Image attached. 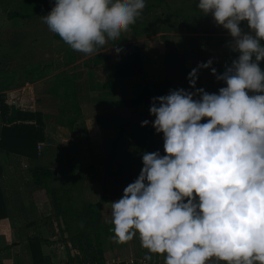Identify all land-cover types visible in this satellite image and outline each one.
I'll return each mask as SVG.
<instances>
[{
	"label": "clouds",
	"instance_id": "clouds-1",
	"mask_svg": "<svg viewBox=\"0 0 264 264\" xmlns=\"http://www.w3.org/2000/svg\"><path fill=\"white\" fill-rule=\"evenodd\" d=\"M146 6L55 0L41 19L72 50L92 55L129 32ZM197 8L227 30L238 59L223 74L211 59L200 63L188 75L194 91L153 98L166 154H142L138 178L111 203L112 239L123 245L138 236L145 261L159 254L164 264H264V0H199ZM202 69L226 85L218 94L197 88Z\"/></svg>",
	"mask_w": 264,
	"mask_h": 264
},
{
	"label": "crops",
	"instance_id": "crops-1",
	"mask_svg": "<svg viewBox=\"0 0 264 264\" xmlns=\"http://www.w3.org/2000/svg\"><path fill=\"white\" fill-rule=\"evenodd\" d=\"M25 1L0 0V103L3 102L11 111L40 112L45 124V140L38 143L41 149L36 148L37 157L33 161L0 151L5 202L4 216L0 218V264H32L29 239L38 236L41 240H50V234L46 237L48 231H52L49 223L54 216L59 218L54 206L58 204L65 211L70 207L72 198L68 190L73 188L74 178L82 181L76 173L93 165V157L103 143L113 141L117 146L122 144L125 111L132 110V114H136L140 108L134 111L116 107L115 103L125 99L122 95L133 93L135 89L139 93L140 83L135 80L140 79L114 77V70L133 53L134 47L140 50L143 63L147 59L150 65L153 79L145 77L142 64V80L149 83L164 81L166 77L163 72L168 40L177 49L192 55L186 60L190 68L184 67L187 73L210 59L217 72L224 66L223 73L225 66H231L239 55L230 48L234 41L227 30L218 26L211 15L204 16L197 8L199 0L148 3V10H144L142 17L131 27V34L127 32L118 41H109L92 55L72 50L51 31L45 38L38 36L40 31L35 29H42L44 22L41 17L51 12L55 0H42L50 4L49 8L40 12L36 8L33 15L27 11ZM174 11H179L178 16L172 14ZM143 15L147 19H143ZM176 22L179 26L174 25ZM186 22L191 26L186 27ZM157 23L161 26H156ZM148 26L146 33L133 32ZM241 26L244 31H249L246 22ZM193 45L198 47L196 51H193ZM116 47L122 51L116 52ZM12 50L16 52L11 54ZM30 53L33 55L31 59ZM262 62L260 67L264 69ZM209 71L207 80L202 77L203 86L210 80L211 69ZM62 110L73 111V114ZM93 110L97 113L92 116L90 111ZM48 154L53 159L42 167L38 162ZM98 164L91 170L104 171L105 168ZM36 167L54 170L55 180L40 179V186L35 187L30 171ZM62 167L68 172L65 181V177L59 178ZM50 182L54 185L67 183L69 189H53ZM53 201L57 204L54 205ZM39 250L49 264L63 263L57 256V252L61 253L58 248L42 242Z\"/></svg>",
	"mask_w": 264,
	"mask_h": 264
},
{
	"label": "rangeland",
	"instance_id": "rangeland-1",
	"mask_svg": "<svg viewBox=\"0 0 264 264\" xmlns=\"http://www.w3.org/2000/svg\"><path fill=\"white\" fill-rule=\"evenodd\" d=\"M150 1L146 0L147 6L148 3L154 5L157 0ZM146 9L148 10V8L144 10L146 11ZM178 12L179 11H174L172 14L178 16ZM45 15L47 16V14ZM143 19H147L145 15H143ZM34 24L37 23L33 22V25ZM174 25L179 26V23L176 22ZM156 26H161V24L157 23ZM188 26H191V24L186 22V27ZM37 28L38 29H35V31H40L38 32L39 37L45 38L47 33L50 32L46 23H43L42 29L40 27ZM148 28L149 26L139 30L137 29L133 32L135 34H142L140 31L146 33L149 31ZM128 33L131 34V31ZM193 48V51H196L198 47L193 45ZM15 52L16 50H12L11 54ZM6 56L8 58L7 54ZM32 56L33 55L30 53V59ZM191 56L192 55H188L187 52L185 53L183 50L177 49L172 41H167L163 74H166L164 81L170 82L172 90L183 88L186 91H194L191 89L188 81L189 73L184 71L185 66L188 69L190 68L186 60L192 58ZM143 65L145 77L147 79H153L147 59L144 61ZM262 66L264 67V61L262 62ZM219 68L221 69L218 73L223 74L222 71L224 66ZM262 71H264V69H262ZM209 72V69H202V72H199L197 88H203L208 93L218 94L219 89L226 85L222 81H217L216 77L212 74L209 82L206 86H203L202 77L207 80ZM157 75L160 76L159 73H157ZM139 79L140 80L135 81L140 83L142 77ZM137 93L138 91L135 89L133 93L130 92L122 96H124L125 99H129L135 97ZM165 95L168 94H163V96ZM149 109L150 108L141 106L136 114H132V110H126L124 116L126 124L121 133L124 138L122 144L117 146L113 141H110L103 143V146L98 148L96 151L97 155L93 157V164L99 162L100 164H98V166L105 168L102 162L110 158L111 163L109 162L107 171V168L102 172L100 169L91 170L90 168L84 169L81 172L78 171L76 174L81 177L80 180L82 181H75L76 179L74 178V183L71 185L73 186L72 189L68 188L69 185L67 183L59 184L57 182L56 185H54L50 182L53 184V189H69L68 191L71 192L70 195L72 198L69 204L70 207H68L67 211L59 208L57 202L53 201L54 205L57 204L54 208L57 209L59 218L54 216L51 219L49 224L52 231H48V234H46V237H48L49 234L51 235L49 240L50 243H43V245L61 250L60 254L57 252V256L59 259L62 258V264L77 263L75 257L77 255L82 256L87 246H89V250L92 254L95 253V251L100 254L101 261L99 264H164V257L159 254H151L153 256L151 261L144 260V256L150 253H147V250L141 246L138 236L134 238L133 241L123 245L114 242L112 239L114 236V226L111 222V203L122 198L124 189L138 178L143 168L142 154L144 152L156 151H159L161 155L166 154L164 152L163 134H157L153 127L155 118L150 114ZM66 111L69 112V110H62L63 113H67ZM70 112L73 114V111ZM90 112L92 116L97 113L95 110ZM145 120H148L149 124L147 127H142V122ZM203 122L205 121H202V123ZM48 155L40 158L38 164L42 167L49 165L53 157H51L52 155L50 156V154ZM25 165L27 166V164ZM59 172V178L65 177L68 174L63 167L60 168ZM63 179L65 181L66 177ZM54 180L53 178L52 182ZM208 264H226V262L212 258L208 261Z\"/></svg>",
	"mask_w": 264,
	"mask_h": 264
},
{
	"label": "trees",
	"instance_id": "trees-1",
	"mask_svg": "<svg viewBox=\"0 0 264 264\" xmlns=\"http://www.w3.org/2000/svg\"><path fill=\"white\" fill-rule=\"evenodd\" d=\"M42 0H26L25 5L30 14H35L40 10L47 11L49 3ZM33 10V11H32ZM17 16V15H14ZM143 60L140 50L134 47V52L126 58V61L118 65L114 70V77L117 78H141L143 75ZM139 93L132 98L116 101V107L130 108L134 111L141 106L150 108L154 97L163 96L166 91H169L171 85L169 82H140ZM0 151L7 154H16L26 157L29 161L36 159L37 144L45 140V124L43 115L40 112L10 110L5 104L0 103ZM110 158H107L102 164L107 168ZM97 164L90 165L88 168L93 169ZM32 182L35 187L40 186V179L48 181L53 178L54 172L49 169L33 168L31 169ZM2 168L0 166V218H3L5 210L4 194L1 183ZM67 197V194H66ZM29 251L32 264H49L48 260L42 258L40 254V244L48 243L47 240H41L38 236L29 239ZM37 255L38 258H37ZM75 261L80 264H99L101 261L100 254L95 251L91 253L89 246L83 251L82 256L77 255Z\"/></svg>",
	"mask_w": 264,
	"mask_h": 264
},
{
	"label": "built area",
	"instance_id": "built-area-1",
	"mask_svg": "<svg viewBox=\"0 0 264 264\" xmlns=\"http://www.w3.org/2000/svg\"><path fill=\"white\" fill-rule=\"evenodd\" d=\"M37 148L40 150L41 149V144H38ZM68 264H80V263H68ZM85 264H89V263H85Z\"/></svg>",
	"mask_w": 264,
	"mask_h": 264
}]
</instances>
